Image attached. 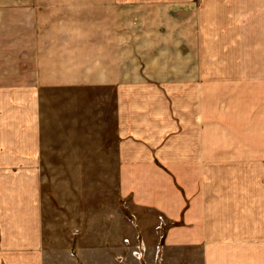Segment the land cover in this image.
Here are the masks:
<instances>
[{
	"label": "crops",
	"instance_id": "0c3cea01",
	"mask_svg": "<svg viewBox=\"0 0 264 264\" xmlns=\"http://www.w3.org/2000/svg\"><path fill=\"white\" fill-rule=\"evenodd\" d=\"M140 16L165 23L139 38L122 20ZM85 88L112 96L118 194L167 224L161 263L264 264V0H0V264L107 254L43 248L39 97Z\"/></svg>",
	"mask_w": 264,
	"mask_h": 264
},
{
	"label": "rangeland",
	"instance_id": "374dc122",
	"mask_svg": "<svg viewBox=\"0 0 264 264\" xmlns=\"http://www.w3.org/2000/svg\"><path fill=\"white\" fill-rule=\"evenodd\" d=\"M156 19L165 23L162 17H154V21L144 16L123 17L122 26L133 24L136 36L145 37L148 27L152 23L154 26L158 24ZM150 34L155 40L161 34L164 39H173V33L163 28H154ZM137 45L141 46L139 43ZM139 47L138 51L141 49ZM129 50L127 45L123 46V53H128L123 55V66L126 67L131 66ZM237 50L235 48L233 51ZM255 70L256 64L253 67ZM39 98L43 126V248L73 250L75 253L81 249L100 248L107 251L105 257L80 258L90 264H98V258L103 259L100 262L105 264H131L130 256L116 254L120 249H127L132 252L137 263L146 264L145 261H150L152 257L148 256V243L154 242L148 239L155 238L157 246L154 262L163 264L161 246L167 224H162L157 217L158 225L153 229L151 225L155 217L146 215L147 231L142 229L139 222L137 225L138 218L128 210L118 194L116 158L109 144L113 131L110 120L112 107L109 105L112 96L88 88L46 89ZM101 100L108 105L102 104ZM99 123L105 131L109 126L106 136L101 132L92 134L91 131ZM149 233L153 236H148L151 235ZM188 255L185 250L174 251L170 254L169 264H186ZM55 258L63 259L61 255ZM78 258L70 257L73 260ZM191 264H199L198 256Z\"/></svg>",
	"mask_w": 264,
	"mask_h": 264
}]
</instances>
